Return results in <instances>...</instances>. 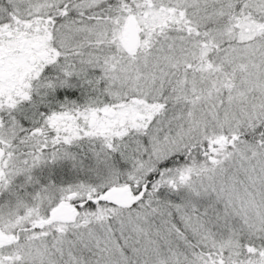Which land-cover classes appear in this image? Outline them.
<instances>
[{
    "label": "snow or ice",
    "instance_id": "snow-or-ice-1",
    "mask_svg": "<svg viewBox=\"0 0 264 264\" xmlns=\"http://www.w3.org/2000/svg\"><path fill=\"white\" fill-rule=\"evenodd\" d=\"M0 264H264V0H0Z\"/></svg>",
    "mask_w": 264,
    "mask_h": 264
}]
</instances>
